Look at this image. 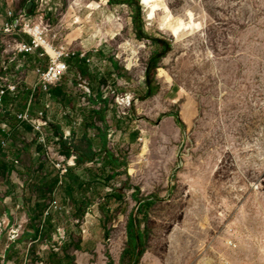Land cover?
<instances>
[{"label": "rangeland", "instance_id": "obj_1", "mask_svg": "<svg viewBox=\"0 0 264 264\" xmlns=\"http://www.w3.org/2000/svg\"><path fill=\"white\" fill-rule=\"evenodd\" d=\"M45 1L34 24L76 57L48 96L34 75L48 60L21 57L8 80L28 83L0 111L48 103L55 129L75 128L77 161L61 175L29 127L0 114V144L5 123L14 134L0 160V264H264V0ZM4 24L0 76L14 42L30 43ZM136 189L158 200L139 210L135 263Z\"/></svg>", "mask_w": 264, "mask_h": 264}, {"label": "built area", "instance_id": "obj_2", "mask_svg": "<svg viewBox=\"0 0 264 264\" xmlns=\"http://www.w3.org/2000/svg\"><path fill=\"white\" fill-rule=\"evenodd\" d=\"M37 4L43 7L44 5L46 6L47 3L45 0H39ZM37 22L39 24H34L33 18L26 11H19L16 15L9 13V22L5 24L2 30L3 36L7 38L20 37L21 35L29 36L30 43L14 42L16 45V49L13 51L15 52L13 53L15 54V58L10 60L9 63H4V65L1 67L2 75L0 76V107L4 106L5 101L8 98H18L20 95V88H23L21 86H26L28 83L27 79L25 80V78L16 82L15 84H11L8 80L11 73L15 72L14 70L19 73L22 71L25 72L26 66H18L17 64L19 63L21 57L37 55L40 60L44 62L45 60H48L50 63L48 68H37L34 73L38 79V86L41 92L47 96L50 94L52 87L58 85L60 81L67 75L68 67L66 60L76 57V54L73 53V51L70 49L68 50L65 47L55 49L54 46L47 40L48 29L44 27L43 20L41 22L40 20ZM47 48H50L54 52V56L49 54ZM9 50L10 49L7 47L4 53L8 54ZM82 57H84V55ZM92 100L93 99L89 93V95L83 99V105L90 106L92 104ZM32 101L33 99H30L28 107L20 114H16L12 111H0V114H3L4 116H7L8 113L9 115H14L19 127H29L33 135L36 137L38 145L43 149V152H45V161L52 162V165L58 170V172H60L61 175H66L68 173V169L75 167V162L77 161L75 152L70 147L75 128H69L65 131H58L53 127V122L49 118V113L51 110L50 105L46 103L44 108L39 113L34 114L32 112ZM74 127H76V124H74ZM1 133L4 138L0 144V160L4 158L6 150L11 147L14 135L13 129H11L7 123L1 127ZM63 143L67 144V149L70 151L69 159H66L65 156L64 158L58 157L57 160L54 159L56 160V163H54L55 161H53L51 158V154L53 155L51 148L56 144H59V146L62 147ZM15 164L17 166L20 163L16 161ZM0 229H2L1 224Z\"/></svg>", "mask_w": 264, "mask_h": 264}, {"label": "trees", "instance_id": "obj_3", "mask_svg": "<svg viewBox=\"0 0 264 264\" xmlns=\"http://www.w3.org/2000/svg\"><path fill=\"white\" fill-rule=\"evenodd\" d=\"M128 1V0H127ZM34 11V8L31 9V11L29 12V15H31ZM169 49H167L163 55H165L168 52ZM102 96L99 95L98 96V102L102 103L104 102L102 100ZM104 104H106V102H104ZM177 124L182 127V124L177 121ZM66 143H63L62 147L64 148V153L66 154V156H70V151L66 148ZM80 162H83L82 157H80L79 159ZM136 194H134L132 196V198L134 199V201L136 202V211L132 212L129 217H128V221H127V225H126V235H127V242L130 246V248L133 251H136L135 253H133V260L136 263L137 262V258L142 255L143 252V244H142V240H144L143 237V232L140 230V226H139V220H138V215H139V210L141 211L142 208H150L152 207L156 201L158 200V197L155 195H151V196H146L145 198L142 199H138L137 198V192L138 190L136 189ZM71 195V194H70ZM141 213V212H140ZM107 264H111V261L108 262Z\"/></svg>", "mask_w": 264, "mask_h": 264}, {"label": "crops", "instance_id": "obj_4", "mask_svg": "<svg viewBox=\"0 0 264 264\" xmlns=\"http://www.w3.org/2000/svg\"><path fill=\"white\" fill-rule=\"evenodd\" d=\"M39 0H27V8L29 6L30 3H33V7H36V3ZM25 2V0H0V23H8L9 22V18H8V13L10 11H14V10H20L23 9V3ZM5 25V24H4ZM10 159V155L9 153L4 154V160L5 161H9ZM12 212H14V210H12ZM3 259L5 260H1L2 264H10L7 261V256H2Z\"/></svg>", "mask_w": 264, "mask_h": 264}, {"label": "bare ground", "instance_id": "obj_5", "mask_svg": "<svg viewBox=\"0 0 264 264\" xmlns=\"http://www.w3.org/2000/svg\"><path fill=\"white\" fill-rule=\"evenodd\" d=\"M48 49V52L51 56H54V52L50 49V48H47ZM150 254H152L151 252H148L146 253L145 257L143 258V260L145 261V258H147V256H150Z\"/></svg>", "mask_w": 264, "mask_h": 264}, {"label": "water", "instance_id": "obj_6", "mask_svg": "<svg viewBox=\"0 0 264 264\" xmlns=\"http://www.w3.org/2000/svg\"><path fill=\"white\" fill-rule=\"evenodd\" d=\"M32 7H33V3H30L29 6H28V10H27L28 13H29V11L31 10Z\"/></svg>", "mask_w": 264, "mask_h": 264}]
</instances>
